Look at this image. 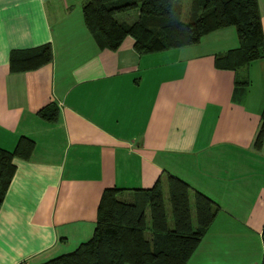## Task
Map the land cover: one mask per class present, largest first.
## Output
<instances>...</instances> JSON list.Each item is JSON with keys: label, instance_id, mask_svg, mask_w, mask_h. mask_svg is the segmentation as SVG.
I'll return each instance as SVG.
<instances>
[{"label": "crops", "instance_id": "crops-1", "mask_svg": "<svg viewBox=\"0 0 264 264\" xmlns=\"http://www.w3.org/2000/svg\"><path fill=\"white\" fill-rule=\"evenodd\" d=\"M83 4L0 0V148L20 137L33 142L29 158L14 162L0 206V264L71 252L91 237L104 189L129 200L166 176L217 208L186 264H260L264 137L257 148L254 139L264 58L234 74L216 71L214 59L237 49L233 29L149 56H137L129 38L116 52L100 51ZM256 5L264 41V0ZM46 45L50 63L10 71L12 53ZM48 104L57 108L54 122L37 115Z\"/></svg>", "mask_w": 264, "mask_h": 264}, {"label": "trees", "instance_id": "trees-1", "mask_svg": "<svg viewBox=\"0 0 264 264\" xmlns=\"http://www.w3.org/2000/svg\"><path fill=\"white\" fill-rule=\"evenodd\" d=\"M179 1L84 0L82 21L100 51L116 52L129 38L137 56H149L193 47L205 36L233 29L237 49L216 57L214 69L234 74L263 60L264 41L256 0H189L184 20ZM130 12L136 17L128 23ZM50 61L46 45L12 53L9 68L12 73H24ZM57 112L54 104H48L37 115L54 122ZM263 137L264 106L254 147L261 145ZM32 147L31 140L20 137L11 150L0 148V206L14 174V162L27 160ZM121 191H102L94 229L87 241L42 264H186L217 213L209 198L170 176L163 182L156 179L149 189L130 192L129 200L118 198ZM261 238L264 243V226ZM260 264H264V256Z\"/></svg>", "mask_w": 264, "mask_h": 264}, {"label": "rangeland", "instance_id": "rangeland-1", "mask_svg": "<svg viewBox=\"0 0 264 264\" xmlns=\"http://www.w3.org/2000/svg\"><path fill=\"white\" fill-rule=\"evenodd\" d=\"M188 4H189V0H180L179 1V5L181 6V9H182V19L181 20H184V16L187 12V8H188ZM133 14L134 12H130V17L133 18ZM167 208V207H166ZM167 213H168V210H167Z\"/></svg>", "mask_w": 264, "mask_h": 264}]
</instances>
